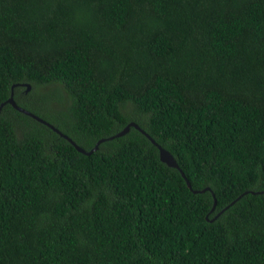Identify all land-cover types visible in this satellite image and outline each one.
<instances>
[{
    "label": "trees",
    "instance_id": "trees-1",
    "mask_svg": "<svg viewBox=\"0 0 264 264\" xmlns=\"http://www.w3.org/2000/svg\"><path fill=\"white\" fill-rule=\"evenodd\" d=\"M3 101L0 264H264V0H0Z\"/></svg>",
    "mask_w": 264,
    "mask_h": 264
},
{
    "label": "water",
    "instance_id": "water-1",
    "mask_svg": "<svg viewBox=\"0 0 264 264\" xmlns=\"http://www.w3.org/2000/svg\"><path fill=\"white\" fill-rule=\"evenodd\" d=\"M5 101L10 102L11 104H13V105H14L15 107H17L18 109H20V110H22V111H24V112H26V113H29V114L33 115V116L36 117L37 119H39V120L45 122L46 124H48L49 126L53 127V128H54L56 131H58L60 134H63V133H61L56 127H54L50 122H48V121L42 119L41 117L35 115L34 113H31L30 111L24 109L23 107L18 106V105L16 104L15 100L12 98V95L9 96ZM5 101H3V102L0 103V109H1V107H2V105H3V103H5ZM130 125H134V126H136V127L139 128L142 132H144L147 136L150 137V135H149L148 133H146V131H145L144 129L140 128L139 125L136 124V123L133 122V121H131V122H129L128 124H126V126H125L120 132H118L117 135L124 133V132L129 128ZM63 135H64V134H63ZM64 136H66V137L71 141V138H69L67 135H64ZM150 138H151V137H150ZM151 140H152V142H154V143L158 146V148H159V156H160V159H161L162 161L166 162L168 165H173V166L178 167V164H177L176 160L174 159L173 155H172L168 150H166L165 148H163L161 145H159L158 143H156V142L154 141V139L151 138ZM72 142L74 143V141H72ZM75 145H76V144H75ZM76 148H77L78 150H80V151L85 152V153H89V152L92 151V149L86 151L84 148H82V147L79 146V145H76ZM181 172H182V170H181ZM183 176L185 177L184 174H183ZM187 182H188V181H187ZM188 183H189V182H188ZM189 185H190V183H189ZM208 188H209V187L206 186V189H208ZM215 203H216V199H214V203H213V206H212L213 208H214Z\"/></svg>",
    "mask_w": 264,
    "mask_h": 264
},
{
    "label": "bare ground",
    "instance_id": "bare-ground-1",
    "mask_svg": "<svg viewBox=\"0 0 264 264\" xmlns=\"http://www.w3.org/2000/svg\"><path fill=\"white\" fill-rule=\"evenodd\" d=\"M28 87H29V85H28ZM36 115V114H35ZM33 116V115H32ZM38 116V115H37ZM34 117V116H33ZM36 118V117H35ZM37 119V118H36ZM43 119V118H42ZM39 120V119H38ZM45 120V119H44ZM39 121H41V120H39ZM41 122H43V121H41ZM43 123H45V122H43ZM136 123V122H135ZM46 124V123H45ZM137 124V123H136ZM46 125H48V124H46ZM53 125V124H52ZM49 126V125H48ZM54 126V125H53ZM131 126H134V125H130L129 126V128L131 127ZM51 127V126H50ZM54 127H56V126H54ZM135 128H137L136 126H134ZM140 127V126H139ZM51 128H53V127H51ZM57 128V127H56ZM129 128L125 131V132H127L128 130H129ZM141 128V127H140ZM54 129V128H53ZM58 129V128H57ZM137 129H139V128H137ZM59 130V129H58ZM140 130V129H139ZM60 132H61V130H59ZM58 132V131H57ZM124 132V133H125ZM59 133V132H58ZM61 133H63V132H61ZM124 133H122V134H124ZM144 133V132H143ZM147 133V132H146ZM60 134V133H59ZM64 134V133H63ZM63 134H60V135H63ZM122 134H119V135H122ZM145 134V133H144ZM64 135H66V134H64ZM63 135V136H64ZM113 136H117V134H115V135H113ZM113 136H111V137H113ZM65 138H67L66 136H65ZM158 147V146H157ZM166 149V148H165ZM167 150V149H166ZM173 166V165H172ZM176 167V166H175ZM179 167V166H178ZM180 171H181V169H180ZM189 182V181H188ZM214 209V208H213Z\"/></svg>",
    "mask_w": 264,
    "mask_h": 264
},
{
    "label": "rangeland",
    "instance_id": "rangeland-1",
    "mask_svg": "<svg viewBox=\"0 0 264 264\" xmlns=\"http://www.w3.org/2000/svg\"><path fill=\"white\" fill-rule=\"evenodd\" d=\"M50 87H51V84H50V86H46V87H42L41 89H43V90H50ZM47 107H48V109H45L47 112H52L53 113V111L52 110H50V109H53L52 108V106H50V105H47ZM50 108V109H49Z\"/></svg>",
    "mask_w": 264,
    "mask_h": 264
}]
</instances>
